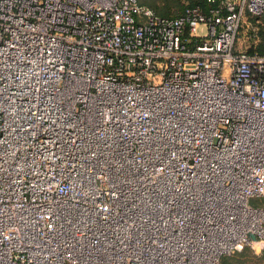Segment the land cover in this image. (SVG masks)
Listing matches in <instances>:
<instances>
[{"label":"built area","instance_id":"2783aa9c","mask_svg":"<svg viewBox=\"0 0 264 264\" xmlns=\"http://www.w3.org/2000/svg\"><path fill=\"white\" fill-rule=\"evenodd\" d=\"M0 0V264H218L264 241V0ZM255 240H253V238Z\"/></svg>","mask_w":264,"mask_h":264},{"label":"trees","instance_id":"16d2710c","mask_svg":"<svg viewBox=\"0 0 264 264\" xmlns=\"http://www.w3.org/2000/svg\"><path fill=\"white\" fill-rule=\"evenodd\" d=\"M187 1L186 5H183L182 2ZM141 5L146 6L151 9L156 15L161 17H177L182 15L186 8L199 6L203 12H206L209 8V5L206 0H139ZM179 7L180 11H176L175 15H172L170 12L171 8ZM247 20L251 22V24H255L259 18L264 16V11L258 15L247 14ZM260 26V23L257 25ZM259 29V28H258ZM258 40L255 44L252 45L251 49H247L249 52H256L258 54L264 55V31L260 29L258 32ZM249 253L248 246H245L241 251L235 252L230 255L224 256L218 264H236V263H246V255ZM242 257V258H241ZM253 260L251 264H264V248L260 251L259 254H254L250 256ZM250 264V263H249Z\"/></svg>","mask_w":264,"mask_h":264},{"label":"rangeland","instance_id":"374dc122","mask_svg":"<svg viewBox=\"0 0 264 264\" xmlns=\"http://www.w3.org/2000/svg\"><path fill=\"white\" fill-rule=\"evenodd\" d=\"M182 4L186 5L187 1H183ZM176 11H180L179 7H174L170 9L172 15H175ZM258 23H260L259 27L257 26ZM252 25L253 26L248 27L246 24H244L240 28L238 45L246 49L249 48L251 49L252 45L257 42L258 32L260 31V29L264 31V16L259 18V20L255 24L253 23ZM248 204L252 207H264V198H258V197L250 198ZM248 248H249V253H247L246 255L247 262L243 264H249V263L251 264L252 263L251 261L253 260L250 258V256L254 254H259L262 248H264V243L261 246H255L253 244L252 247L248 246ZM236 264H241V263H236Z\"/></svg>","mask_w":264,"mask_h":264},{"label":"bare ground","instance_id":"6f19581e","mask_svg":"<svg viewBox=\"0 0 264 264\" xmlns=\"http://www.w3.org/2000/svg\"><path fill=\"white\" fill-rule=\"evenodd\" d=\"M264 243V241H262V242H255V243H253L255 246H261L262 244Z\"/></svg>","mask_w":264,"mask_h":264},{"label":"crops","instance_id":"0c3cea01","mask_svg":"<svg viewBox=\"0 0 264 264\" xmlns=\"http://www.w3.org/2000/svg\"><path fill=\"white\" fill-rule=\"evenodd\" d=\"M246 20H247V16H246ZM247 23H249V26H253L250 21H248Z\"/></svg>","mask_w":264,"mask_h":264},{"label":"water","instance_id":"95a60500","mask_svg":"<svg viewBox=\"0 0 264 264\" xmlns=\"http://www.w3.org/2000/svg\"><path fill=\"white\" fill-rule=\"evenodd\" d=\"M253 238V240H255V238L254 237H252Z\"/></svg>","mask_w":264,"mask_h":264}]
</instances>
